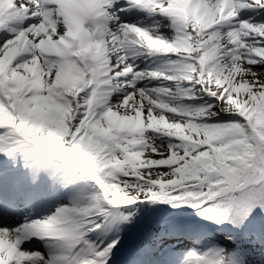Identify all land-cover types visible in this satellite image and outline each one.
<instances>
[{
  "label": "snow or ice",
  "instance_id": "1",
  "mask_svg": "<svg viewBox=\"0 0 264 264\" xmlns=\"http://www.w3.org/2000/svg\"><path fill=\"white\" fill-rule=\"evenodd\" d=\"M0 264H264V0H0Z\"/></svg>",
  "mask_w": 264,
  "mask_h": 264
}]
</instances>
